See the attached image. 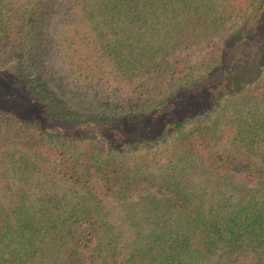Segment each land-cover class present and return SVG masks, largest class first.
<instances>
[{
  "label": "trees",
  "instance_id": "trees-1",
  "mask_svg": "<svg viewBox=\"0 0 264 264\" xmlns=\"http://www.w3.org/2000/svg\"><path fill=\"white\" fill-rule=\"evenodd\" d=\"M8 65L45 119L97 131L0 108V264H264V0H0ZM201 81L208 109L121 138Z\"/></svg>",
  "mask_w": 264,
  "mask_h": 264
},
{
  "label": "rangeland",
  "instance_id": "rangeland-1",
  "mask_svg": "<svg viewBox=\"0 0 264 264\" xmlns=\"http://www.w3.org/2000/svg\"><path fill=\"white\" fill-rule=\"evenodd\" d=\"M236 28V23H227L225 24L224 29L216 37L199 42L195 45L186 46L175 54L180 58L182 57L186 60H191L209 44L225 37L230 31H234ZM8 67H10V65H8ZM13 71L14 70L10 67V69H5L0 72V108L11 109L19 118L27 121H35L46 127H51L56 124L57 126L66 128L68 131L73 130L72 128L74 127V130L80 134L94 133V131H97L92 125H84L83 127L77 128L75 126L76 123L62 121L52 122L49 119H45L43 115L47 109L46 103L42 102L38 97L27 93L23 88L14 86L11 82L12 76H10ZM146 77L147 76L138 77L136 78V81L139 79L142 80ZM217 78L218 77H215V81ZM205 84L206 81H201L195 83V85L180 87L173 92L168 110H165L163 113L153 111L149 115L148 113L136 112L127 119L124 118L122 120V131H120L121 127L118 128L117 125L114 126L111 131L114 133L120 131V136L123 140L141 138L153 135L154 133H159L162 129V124L175 121L179 114H186L189 110H200L204 108V110H206L210 107L211 102L209 97L206 96ZM100 133L105 136L111 135L110 132ZM97 134H99V132Z\"/></svg>",
  "mask_w": 264,
  "mask_h": 264
}]
</instances>
